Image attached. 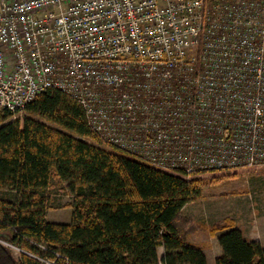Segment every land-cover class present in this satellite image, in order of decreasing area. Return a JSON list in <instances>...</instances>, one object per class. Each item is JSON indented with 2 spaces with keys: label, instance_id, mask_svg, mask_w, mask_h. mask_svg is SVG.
<instances>
[{
  "label": "built area",
  "instance_id": "obj_1",
  "mask_svg": "<svg viewBox=\"0 0 264 264\" xmlns=\"http://www.w3.org/2000/svg\"><path fill=\"white\" fill-rule=\"evenodd\" d=\"M164 170L264 165V0H0V111L47 89Z\"/></svg>",
  "mask_w": 264,
  "mask_h": 264
},
{
  "label": "trees",
  "instance_id": "obj_2",
  "mask_svg": "<svg viewBox=\"0 0 264 264\" xmlns=\"http://www.w3.org/2000/svg\"><path fill=\"white\" fill-rule=\"evenodd\" d=\"M216 172L164 170L103 144L76 99L47 89L22 115L0 111V264H207L188 240L197 230L219 233L215 264H264L232 218L208 226L182 213ZM62 191L71 219L49 221Z\"/></svg>",
  "mask_w": 264,
  "mask_h": 264
},
{
  "label": "rangeland",
  "instance_id": "obj_3",
  "mask_svg": "<svg viewBox=\"0 0 264 264\" xmlns=\"http://www.w3.org/2000/svg\"><path fill=\"white\" fill-rule=\"evenodd\" d=\"M220 173L223 172L206 175L217 176L203 187L200 198L185 205L182 213L194 222H202L208 226L216 220L230 217L235 221L236 227H240L248 237L250 235L261 236L264 240V165L238 169L235 174L232 171ZM234 190L237 192L232 193ZM66 193V191L58 193L55 202L59 206L49 209L48 213L61 221L69 220V216H71V207L69 206L71 198ZM217 235L212 236L208 231L197 230L188 236L189 241L203 246L204 252L210 258L209 264H214V257L220 254ZM11 248L13 254L18 256L20 250L17 247ZM157 253L160 257L162 254L160 247L157 249ZM46 264L51 263L46 262Z\"/></svg>",
  "mask_w": 264,
  "mask_h": 264
},
{
  "label": "crops",
  "instance_id": "obj_4",
  "mask_svg": "<svg viewBox=\"0 0 264 264\" xmlns=\"http://www.w3.org/2000/svg\"><path fill=\"white\" fill-rule=\"evenodd\" d=\"M50 212V210H48L47 212H46V218H47V220H49V221H53V222H69L70 221V219H71V216H69V220H63V221H61V220H58L56 217H54L53 215H48V213ZM237 228H239L240 230H241V228L240 227H237ZM241 232H242V234H243V236L246 238V239H248V240H256V241H259L260 242V244L262 245V247L264 248V240L261 238V236L259 237V236H255V237H253L252 235H250L249 237L244 233V231L243 230H241ZM217 237H218V235H217ZM218 240V239H217ZM220 247V246H219ZM159 248V247H158ZM160 248L162 249V247L160 246ZM205 251V250H204ZM220 252H221V248H220ZM219 252V253H220ZM205 253V252H204ZM205 255H206V259H207V264H209V259L210 258H208V256H207V254L205 253ZM217 255H219V254H217ZM216 255V256H217ZM216 256L214 257V261H215V258H216ZM214 264H215V262H214Z\"/></svg>",
  "mask_w": 264,
  "mask_h": 264
}]
</instances>
